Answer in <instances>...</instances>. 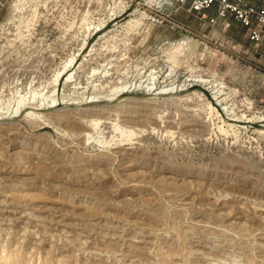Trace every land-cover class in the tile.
<instances>
[{
	"label": "rangeland",
	"instance_id": "374dc122",
	"mask_svg": "<svg viewBox=\"0 0 264 264\" xmlns=\"http://www.w3.org/2000/svg\"><path fill=\"white\" fill-rule=\"evenodd\" d=\"M4 255L264 264V51L176 0H0Z\"/></svg>",
	"mask_w": 264,
	"mask_h": 264
},
{
	"label": "built area",
	"instance_id": "2783aa9c",
	"mask_svg": "<svg viewBox=\"0 0 264 264\" xmlns=\"http://www.w3.org/2000/svg\"><path fill=\"white\" fill-rule=\"evenodd\" d=\"M178 8L200 23L216 18L238 22L255 48L264 51V0H176ZM168 20L162 19V22Z\"/></svg>",
	"mask_w": 264,
	"mask_h": 264
},
{
	"label": "bare ground",
	"instance_id": "6f19581e",
	"mask_svg": "<svg viewBox=\"0 0 264 264\" xmlns=\"http://www.w3.org/2000/svg\"><path fill=\"white\" fill-rule=\"evenodd\" d=\"M191 43V42H190ZM181 46V45H180ZM172 73V72H171ZM152 75V74H151ZM152 83V82H151ZM155 85V84H154ZM169 89V88H168ZM23 97V96H22ZM210 107V106H209ZM96 124V123H95ZM126 135V134H125ZM22 185V184H21ZM20 263V262H19ZM0 264H18L17 261L14 260L11 256H0Z\"/></svg>",
	"mask_w": 264,
	"mask_h": 264
}]
</instances>
